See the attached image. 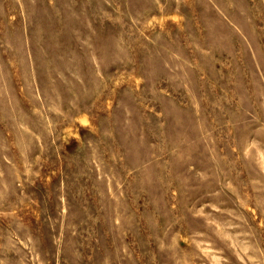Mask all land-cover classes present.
<instances>
[{
  "label": "rangeland",
  "instance_id": "374dc122",
  "mask_svg": "<svg viewBox=\"0 0 264 264\" xmlns=\"http://www.w3.org/2000/svg\"><path fill=\"white\" fill-rule=\"evenodd\" d=\"M0 264H264V0H0Z\"/></svg>",
  "mask_w": 264,
  "mask_h": 264
}]
</instances>
